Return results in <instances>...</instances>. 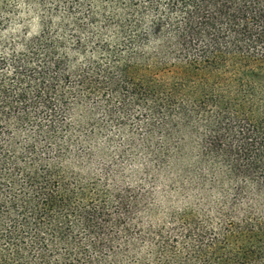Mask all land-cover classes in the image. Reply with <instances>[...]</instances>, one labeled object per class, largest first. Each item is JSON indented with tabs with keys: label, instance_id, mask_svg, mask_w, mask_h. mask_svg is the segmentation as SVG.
<instances>
[{
	"label": "trees",
	"instance_id": "1",
	"mask_svg": "<svg viewBox=\"0 0 264 264\" xmlns=\"http://www.w3.org/2000/svg\"><path fill=\"white\" fill-rule=\"evenodd\" d=\"M0 264H264V0H0Z\"/></svg>",
	"mask_w": 264,
	"mask_h": 264
}]
</instances>
